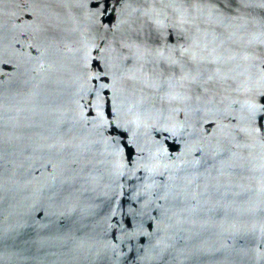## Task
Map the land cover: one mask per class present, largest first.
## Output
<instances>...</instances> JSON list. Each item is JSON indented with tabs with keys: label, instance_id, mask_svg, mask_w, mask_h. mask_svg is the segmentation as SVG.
I'll list each match as a JSON object with an SVG mask.
<instances>
[{
	"label": "water",
	"instance_id": "obj_1",
	"mask_svg": "<svg viewBox=\"0 0 264 264\" xmlns=\"http://www.w3.org/2000/svg\"><path fill=\"white\" fill-rule=\"evenodd\" d=\"M0 264H264V0H0Z\"/></svg>",
	"mask_w": 264,
	"mask_h": 264
}]
</instances>
